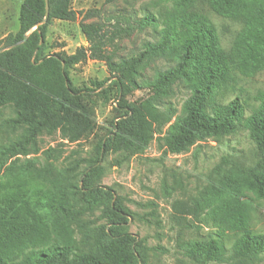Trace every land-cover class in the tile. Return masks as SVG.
<instances>
[{
    "label": "rangeland",
    "instance_id": "1",
    "mask_svg": "<svg viewBox=\"0 0 264 264\" xmlns=\"http://www.w3.org/2000/svg\"><path fill=\"white\" fill-rule=\"evenodd\" d=\"M246 1L264 11V0ZM23 2L0 0V49L10 45L8 35L19 31ZM69 9V19L50 17L39 29L27 32L33 58L56 60L87 48L82 25L110 30L112 16L121 10L136 16L152 12L159 25L117 39L114 60L138 54L144 41H155L165 20L178 23L190 18L212 26L226 50L239 41L242 28L241 22L216 13L211 0H69ZM172 47L145 60L137 86L124 92L108 80L110 72L102 59L84 57L68 66L66 79L78 90L91 125L78 140L48 128L27 140L31 125L12 122L18 112L14 101L0 104V223L18 210L28 221L44 223L50 234L47 245L20 251L16 264L31 252L58 243L68 244L72 257L98 256L97 232L111 234L129 247L137 264H230L193 257L188 245L213 237L228 254L235 235L227 229L222 234L220 228L226 216L239 209L248 214L250 229L264 234V191L247 186L249 181L264 183V162L247 129L237 126L219 134H199L179 153L161 147V137L190 94L189 83L178 76L155 90L144 80L176 64L179 46L172 43ZM51 66L57 69L58 63ZM232 76L211 100L220 105L237 97L246 117L259 103L257 94L264 92V69ZM148 104L157 115L152 137L145 149L124 158L123 149L116 148L117 124L130 116V108L145 111ZM12 145L13 151L6 152ZM48 200L55 201L53 208L46 206ZM246 264H264V252Z\"/></svg>",
    "mask_w": 264,
    "mask_h": 264
},
{
    "label": "trees",
    "instance_id": "2",
    "mask_svg": "<svg viewBox=\"0 0 264 264\" xmlns=\"http://www.w3.org/2000/svg\"><path fill=\"white\" fill-rule=\"evenodd\" d=\"M186 1L191 3L193 0ZM48 4L47 20L50 17H71L69 0H49ZM211 4L219 15L242 24L239 41L229 50L221 47L212 26L188 18L178 23L161 22L162 28L156 31L158 38L155 41H144L138 54L114 60L117 39L159 25L152 12L136 16L121 10L112 16L114 22L110 30L83 24L82 30L89 45L72 55L58 56L56 60L33 58L30 37L20 45L1 52L0 104L9 99L14 101L18 112L12 122L31 125L27 140L34 138L42 128L59 129L69 140H78L91 125L88 109L82 103L78 90L72 88L66 79L68 66L84 57L102 59L110 72L108 80L124 92V88L130 85L137 86L136 77L140 75L139 69L145 60L165 53L173 48L172 43H176L179 46L176 64L158 71L153 79L144 80L155 90H161L178 76L189 83L190 94L180 114L161 137V147L165 152L179 153L185 150L194 136L219 134L242 126L249 131L256 144V155L264 162V92L257 94L259 103L246 117L244 106L237 97L220 105L213 104L211 100L213 92L226 84L233 73L250 76L264 69V11L256 9L255 4L246 0H211ZM181 10L184 12L185 7ZM87 13L89 15L90 11ZM44 15L45 0H24L19 15V31L14 37L7 36V39L12 38L10 44L22 40L24 34ZM110 47L113 49L108 51ZM55 62L58 63L57 69L51 66ZM154 109L149 104L145 111L139 107L130 108V116L117 124L114 133L116 148L123 149L126 153L124 158L147 147L152 137V122L157 119ZM14 146L7 148L6 152L13 151ZM247 186L257 193L264 191V183L249 181ZM54 204V200H48L46 206L53 208ZM57 206L64 209L62 202H57ZM223 223L220 228L222 234L227 229L235 235L228 254L220 240L213 237L195 240L188 245V252L205 262L227 260L230 264H246L253 256L264 252V234L250 229L245 211L235 210L226 216ZM94 240L98 256L72 257L70 246L58 243L31 252L21 264H137L131 249L111 234L97 232ZM49 241L50 234L44 223L30 222L15 210L9 220L0 223V264H16L14 260L20 251L47 245Z\"/></svg>",
    "mask_w": 264,
    "mask_h": 264
},
{
    "label": "water",
    "instance_id": "3",
    "mask_svg": "<svg viewBox=\"0 0 264 264\" xmlns=\"http://www.w3.org/2000/svg\"><path fill=\"white\" fill-rule=\"evenodd\" d=\"M48 1L49 0H45V15H44V18L40 22H38L37 24H35L31 29L37 28L39 25L44 24L46 22V20L48 18V14H49V4H48ZM27 37H28V35H27V33H25L24 36H23V38H22V40H20L18 42H15V43H12V44L4 47V48H1L0 49V53L3 52V51H5V50L11 49V48H13L15 46L20 45L21 43H23V42H25L27 40Z\"/></svg>",
    "mask_w": 264,
    "mask_h": 264
}]
</instances>
